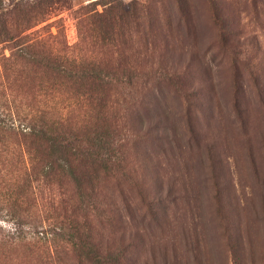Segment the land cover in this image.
<instances>
[{
	"label": "rangeland",
	"instance_id": "obj_1",
	"mask_svg": "<svg viewBox=\"0 0 264 264\" xmlns=\"http://www.w3.org/2000/svg\"><path fill=\"white\" fill-rule=\"evenodd\" d=\"M49 10L37 29L138 75L102 92L104 110L51 95L64 129L92 149V177L51 172L28 188L17 138L0 148V264H96L87 238L122 264H264V0H55ZM12 71L23 107L41 104L34 68Z\"/></svg>",
	"mask_w": 264,
	"mask_h": 264
},
{
	"label": "trees",
	"instance_id": "obj_2",
	"mask_svg": "<svg viewBox=\"0 0 264 264\" xmlns=\"http://www.w3.org/2000/svg\"><path fill=\"white\" fill-rule=\"evenodd\" d=\"M54 3L55 0H0V148L7 150L11 140L17 138L18 143L10 150L22 155L18 165L26 178L31 179L26 184L28 188L39 177L48 179L52 173L68 175L74 182L78 176L92 177L94 173L92 149L79 146L77 131L64 129L69 120L54 110L63 103L56 101L58 96L51 95L68 91L76 95L74 98L96 101V108L104 110L108 103L102 92L112 89V85L123 84L119 78L126 72L132 76L130 79L138 75L133 67L125 71L119 63L93 62L65 43L56 42L49 25L37 29L51 18L49 8ZM112 35L106 38L109 40ZM17 64L32 66L35 73L32 80L41 86L44 100L39 105H27L32 108L30 111L14 96L16 77L12 68ZM71 106L69 102L64 108ZM97 140L96 148L102 147L105 142L99 137ZM98 154L100 160H109L101 151ZM80 243L96 264H108L110 260H114L110 262L113 264L123 263L120 255L104 256L90 238Z\"/></svg>",
	"mask_w": 264,
	"mask_h": 264
}]
</instances>
